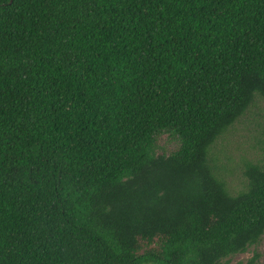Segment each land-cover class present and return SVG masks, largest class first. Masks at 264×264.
I'll return each instance as SVG.
<instances>
[{
  "label": "trees",
  "instance_id": "obj_1",
  "mask_svg": "<svg viewBox=\"0 0 264 264\" xmlns=\"http://www.w3.org/2000/svg\"><path fill=\"white\" fill-rule=\"evenodd\" d=\"M264 0H0V264H224L264 236ZM169 133L177 147L158 152ZM246 264L259 262L254 252Z\"/></svg>",
  "mask_w": 264,
  "mask_h": 264
},
{
  "label": "rangeland",
  "instance_id": "obj_2",
  "mask_svg": "<svg viewBox=\"0 0 264 264\" xmlns=\"http://www.w3.org/2000/svg\"><path fill=\"white\" fill-rule=\"evenodd\" d=\"M158 152H168L177 147V139L169 133L157 138ZM264 148V100L257 99L249 110L220 137L212 148V154L223 168L227 186L232 194L242 190L245 184L244 164L257 161L262 157ZM259 254V262L264 263V236L257 246L249 247L243 253H237L223 260L224 264H246Z\"/></svg>",
  "mask_w": 264,
  "mask_h": 264
}]
</instances>
